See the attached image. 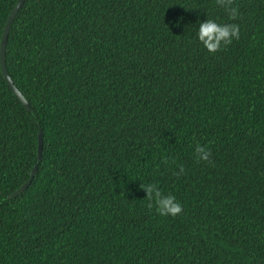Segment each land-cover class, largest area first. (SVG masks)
<instances>
[{"label": "trees", "instance_id": "obj_1", "mask_svg": "<svg viewBox=\"0 0 264 264\" xmlns=\"http://www.w3.org/2000/svg\"><path fill=\"white\" fill-rule=\"evenodd\" d=\"M233 6L25 1L6 67L31 111L0 67V264H264V0ZM206 18L239 39L209 53ZM153 182L181 215L148 207Z\"/></svg>", "mask_w": 264, "mask_h": 264}, {"label": "clouds", "instance_id": "obj_2", "mask_svg": "<svg viewBox=\"0 0 264 264\" xmlns=\"http://www.w3.org/2000/svg\"><path fill=\"white\" fill-rule=\"evenodd\" d=\"M219 7L224 8L229 19L235 21L239 15V8L233 6V0H216ZM196 40L209 53H216L223 46L230 45L240 36V26L237 23H218L217 20L206 18L198 21ZM212 152L208 146L195 145V158L198 162L211 163ZM185 173V168L180 167L175 175L180 176ZM141 188L146 193L145 199L149 202L148 207H155L156 213L161 217H177L182 214L184 208L176 196L165 193L157 183L141 184Z\"/></svg>", "mask_w": 264, "mask_h": 264}, {"label": "water", "instance_id": "obj_3", "mask_svg": "<svg viewBox=\"0 0 264 264\" xmlns=\"http://www.w3.org/2000/svg\"><path fill=\"white\" fill-rule=\"evenodd\" d=\"M26 0H18L17 3L15 4L14 8L12 9L11 13L8 16V19L6 21V24L4 26L3 34L0 40V67L2 71V75L7 82L8 86L12 90V92L15 94V96L19 99V101L22 103V105L27 109V111H31V107L27 100L24 98L22 93L18 90V88L14 85L7 67H6V45H7V40L9 36V32L11 30L12 24L18 15L20 9L24 5ZM42 152H43V134L40 131L39 136H38V163L41 161L42 158ZM38 169V164L34 166V168L31 171L30 178L16 191H14L11 195H9L7 198L11 199L19 194H22L32 183V180L37 172Z\"/></svg>", "mask_w": 264, "mask_h": 264}]
</instances>
